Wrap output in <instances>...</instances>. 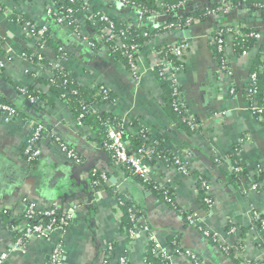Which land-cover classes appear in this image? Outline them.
<instances>
[{
    "label": "crops",
    "instance_id": "1",
    "mask_svg": "<svg viewBox=\"0 0 264 264\" xmlns=\"http://www.w3.org/2000/svg\"><path fill=\"white\" fill-rule=\"evenodd\" d=\"M82 1L86 7L72 18L78 24L76 30L68 20L51 21L47 9L56 5L54 0H0V95L32 117L19 116L14 124L0 120V256L9 254L5 264H47L59 245L63 248V264H119L123 256L129 264H147L149 236L140 234L133 241L127 237L116 209L117 199L139 207L142 224L150 228L172 264H193L188 252L197 254L205 264L261 260L263 233L257 227L256 216L264 218V124L253 116L245 96L259 48L239 55L234 38L227 35L231 76L222 68L213 42L225 26L240 28L248 24L257 26L264 40L261 13L255 18L247 17L244 10L207 16L189 28L190 38L180 39L179 31L160 34L142 47L134 74L104 46L100 49L95 45L93 49L83 40L101 42L97 27L100 22L93 20L97 12L121 23L132 21L134 26L141 25L138 16L114 0ZM166 1L159 0V6ZM219 3L195 0L189 14L206 12ZM11 14L25 16L38 26L53 24L52 38L64 47L66 59L61 60L58 49L46 48L42 54L49 68L29 60L28 53L34 56L38 52L36 43L19 18L16 21ZM168 20L161 13L145 22L155 30ZM179 41L189 44L184 69L178 73L179 86L189 114L201 125L191 133L175 124L176 117L168 105V88L153 72L157 54L162 57L160 49ZM57 67L69 72L83 87L103 85L113 92L115 103L100 102L93 111L117 118L130 148L139 139L148 145L160 139L162 148L181 160L185 172L161 158L144 163L154 186L167 190L171 202L115 164L103 148L100 128L92 121L82 124L66 102L56 100L41 80L48 81ZM21 87L44 90L50 103L42 101L40 108L27 106L18 93ZM234 87L237 92L233 94ZM31 120L46 127V140L41 156L28 163L24 151L31 137ZM143 133L149 135L143 138ZM58 139L75 148L83 163L69 161L56 144ZM234 152L244 173L237 178L232 167ZM88 163L93 169L80 170ZM103 175L107 181L98 185ZM200 177L210 185L209 194L215 202L212 210L203 203L207 193ZM114 180L130 188L122 192ZM253 184L259 185V191L251 190ZM27 202L40 209L61 210L71 217V226L48 239H28L22 249L14 250L19 233L28 226ZM190 214H196L200 226L219 237L218 245L187 222L185 218ZM233 228L235 233H231ZM240 230L246 232L245 236ZM222 246L231 247L235 257L223 252ZM110 256L113 259L109 260Z\"/></svg>",
    "mask_w": 264,
    "mask_h": 264
},
{
    "label": "built area",
    "instance_id": "2",
    "mask_svg": "<svg viewBox=\"0 0 264 264\" xmlns=\"http://www.w3.org/2000/svg\"><path fill=\"white\" fill-rule=\"evenodd\" d=\"M60 1L66 3L67 0H60ZM73 1L74 0H70V2H73ZM114 1H117L120 4L129 7L128 2L126 0H114ZM194 1L195 0H186L185 2L181 3L179 6H175L173 8V12H175V16L179 19L180 17L184 16L182 14L183 12L180 11L179 8L181 7L185 8L187 3L194 2ZM133 5H132L133 13H135V15L138 16L139 22L143 23V21L145 20L143 16L144 15L143 10L138 5L136 6H133ZM163 5L162 7L165 8V10L162 9L160 13H157L155 15H158L161 13H164L167 15L166 13L167 6H163ZM234 11H237V7L234 5V3L231 0H220L219 6L217 8L214 7L205 12L206 13L205 17L214 16L216 14H219L220 12L226 15V14L233 13ZM47 13L50 17L54 16L55 18H57L56 20L58 23H62L65 20H68L70 24L72 23V18L75 15L74 10L68 9L65 14V12L62 9L61 11H59L55 5L48 7ZM21 17L22 16H20L19 18L20 20L19 22H21V24L24 27V30L36 43L35 45H36V49L38 52L36 51L37 53H35V55L37 56L38 63H40L45 60V57L42 54V51L47 48L46 47V43H47L46 36L48 33V27L47 26L37 27V25H34L31 22L24 21V19ZM179 19L175 23H172L169 25L170 30L182 32L202 22V18L200 17H188L185 20H179ZM93 20L106 25L104 29L101 30V37L105 39L107 42L115 43L116 45L114 46L122 50L125 53V56L127 60L129 61L130 68L132 69L134 74H136L137 67H138L137 61L142 52V46L140 45L127 46L124 43L125 33L122 32L120 34L116 32L115 24L110 22L109 16H106L101 13L100 19H96L95 16H93ZM239 29H240L239 27L225 26L224 28L220 29L219 32L213 37V42L215 46L217 47L218 54L221 55L220 64L222 68L228 71L229 75L231 76L233 74L229 69L228 53L226 50L225 37L227 35H231L235 40L236 36L241 35L240 34L241 31ZM255 37L262 40L261 34H257L255 35ZM83 41L84 43L89 45L91 48L93 49L95 48V44L91 42V40H88L85 38ZM167 47H170V53L174 57H176L177 60H180L181 64H183V58L185 57V55L187 54L189 50V44L187 42L179 41L171 45H168ZM58 52L60 53L61 60L66 59V52L64 51V47L59 46ZM39 65L43 67V65L41 64ZM180 65H177L172 60L170 59L168 60L166 59V57L163 58L159 56V54H157L156 63H155V66H153L154 67L153 72L156 71L157 67H162L161 76H168V79L175 86L174 95L177 99V102L175 104V109L183 110L184 113H186L187 115L189 125L191 126L192 129L197 131L199 130L201 125L195 117L189 114L186 106L184 105L183 94L179 86L178 73L183 71L184 69V65H181V66ZM57 69H63V68L57 67L55 71ZM256 80H257V75L253 74L252 75L253 86H256ZM101 89L104 91V93H107L106 92V90H108L107 87L104 86ZM20 90L23 93L25 92L24 87H21ZM234 93H235V89L233 88V94ZM249 94L250 96H255L256 87H254L253 89H250ZM32 101H36V99L33 98ZM252 111H254V113H257L259 117L262 119L264 117V100H263V105L253 107ZM19 113L20 111L18 108L12 105L2 103L0 100V120H3L9 124H14L19 120ZM30 126H31V134H30L31 137L29 138L27 148L25 151V154L27 156L26 160L28 163L34 162L36 159H38L41 156L42 146L46 140V127L42 123L31 120ZM106 126L108 128V137H107L108 140L105 143H103V148L109 154L111 160L118 166H122L126 169L131 170L134 174L138 175L145 181L151 180L148 175V171L144 166V163L145 161L151 158H160L159 156H157V153H156L157 143L152 142L150 145L146 144V147L141 148L139 151H134L132 150V148H130L125 143L124 134L122 130L115 128L114 125L111 123L106 124ZM143 138H146V137H143ZM56 144L58 145L60 151L66 154L67 159L69 161L75 162L77 164L83 163L81 160V156L79 155V153L77 152L75 148H73L72 146H70L69 144L65 142H62L59 139L56 140ZM174 164L179 166L181 171L185 172V168L183 167L182 162L178 157H175ZM235 171L238 173V172H241L242 169L240 167H237ZM199 179L201 180L202 189L207 193L203 201L205 205L207 206L208 210H212L215 206V202L209 194L210 185L205 181L204 178L200 177ZM106 181H107V177L103 175L100 177L97 183L98 185H102V183ZM251 190L259 191V185L253 184L251 186ZM123 204H126L124 200H120V199L116 200V209L118 210L117 212L120 213V216H119L120 224H121V217H122V211L120 207ZM27 205H28V208L26 211L27 222L28 220L29 221L33 220L35 221V223L29 225V222H28V226L24 230L23 237L17 240L13 248L14 250L22 249L24 246V240H28L31 238L48 239L55 232L65 233L72 224L71 217L59 212V209H56V208L40 209L35 204L28 203V202H27ZM131 218H132V221H134V228L125 229L127 237L131 241H133L140 234H144V233L147 234L150 240L148 243V247L150 245L153 246V253L155 254V256L161 257L164 260H166V264H172L171 257L168 255L167 252H165V250L161 248L160 244L158 243V241L155 239V237L151 233L150 228L147 225L142 224L141 219L137 220L135 214H132ZM259 218H260V215L257 214L256 219H259ZM187 220L190 225L199 229L206 238L211 236L213 237V241L215 243L217 244L220 243V239L216 234L200 226V220L196 214L188 215ZM262 230H264V221H262L261 232ZM235 232H236L235 228L231 229V233H235ZM261 247L264 249V235H263V241L261 243ZM223 251L225 253H230L233 250L231 247L223 246ZM235 252L236 254H240L238 250H235ZM187 255L190 257L193 264H205L204 262L200 260V258L195 253L188 252ZM8 257H9V254L7 253L1 255L0 264H5L8 260ZM63 262H64L63 261V248L62 246L59 245L53 250V253L50 257V264H63ZM119 264H129L127 256L121 257L119 259ZM242 264H264V255L261 260H258L256 262H251V263L245 262Z\"/></svg>",
    "mask_w": 264,
    "mask_h": 264
},
{
    "label": "trees",
    "instance_id": "3",
    "mask_svg": "<svg viewBox=\"0 0 264 264\" xmlns=\"http://www.w3.org/2000/svg\"><path fill=\"white\" fill-rule=\"evenodd\" d=\"M126 1L128 2V5L132 11H133V8H132L133 4H134L133 6L138 5L143 10V14H144L143 16L145 18L143 23H141L140 26H134V23L132 21H129L126 23H121L120 21H118L117 19H114L112 17H110V22L115 24L116 32H118L120 34L122 32L125 33L124 43L127 46L140 45L143 47L145 43L155 39L156 36L163 34V33L173 31V30H170L169 25L172 23H175L179 19L175 16V12H173V8L175 6H179L181 3L185 2L186 0H170V1L168 0V1H166L163 6H167L166 13L168 15L169 20L167 21V23L165 25L160 26V27L156 28L155 30H151L145 21H146V19L150 18L151 16H154L155 14L160 13L162 11V9L165 10V8L159 6L158 0H126ZM231 1L237 7V12H242L244 10L247 12V17L255 18L258 13H261V15H262L261 25L264 28V0H231ZM54 2L56 4L55 6H57V9L59 11H61V9H62L65 12V14H66V11L68 9L74 10L75 13H80L83 11V8L86 7L83 4L82 0H74L73 2H70V0H67L66 3L62 2L60 0H54ZM193 6H194V2H189V3H187V5L185 7L186 9L184 7L179 8L180 11L185 12V15L180 17L179 20H185L188 17H200V18H202V20H205V15H206L205 11L192 12L191 14H193V15L189 14V9H193ZM218 6H219V4L216 5L215 7L217 8ZM11 16H15L16 17L15 20L19 21L18 18H20V16L18 17V15H14V14L13 15L11 14ZM94 16L96 19H100L101 13L97 12L94 14ZM21 18H23L24 21H26V22H31L32 24L37 25V24L33 23L31 20H29L28 18H26L25 16H22ZM50 19L52 22L57 21L56 20L57 18H55L54 16H51ZM137 19L139 20V18H137ZM71 25H72V28H75L77 30L78 24L72 22ZM105 26L106 25L103 23H100V26H97L99 29L98 32L100 35L101 42L96 41L95 42L96 47L101 49L104 46L106 48V50L109 51L112 56H115V58H119L120 60H123L124 63L126 64V66H128L130 68L129 61L126 58L125 53L122 50L116 48L114 46V45H116L115 43L107 42L105 39H103L101 37V30L104 29ZM37 27H38V25H37ZM52 27H53V24H49L48 33L46 36V40H47L46 47L57 51L60 44L52 38V31H53ZM239 30L241 31L240 32L241 35L236 36V38L234 40V47L237 50V53L239 55L246 53V52H250L254 48H259L257 61H256L255 65H254V67L250 73L249 86L247 87V89L245 91V96L247 98V101L249 103V109H250L251 113L253 114V116L261 124H264V117L261 119L257 113H254V111H252L253 107L263 105V100H264V40H261V39H258L255 37V35L261 34V32L257 28V26L248 24L247 26L240 27ZM215 48H216L217 57L220 60L221 55L218 54L216 46H215ZM160 50L162 52L163 58L166 57V59L172 60L177 65L181 64V61L177 60V58L174 57L170 53V47L166 46ZM26 57L29 58L30 60L38 63L36 55L32 56V55H30V53H28ZM38 64L43 65V67H45V68H49V66H50L49 62L46 60V58L44 61H42ZM181 65H184V64H181ZM130 70H132V69L130 68ZM161 70H162V67H157V69L154 73L157 76L158 80L160 82H162L166 88H168L167 89L168 90V105H169L172 113L176 117L175 124L179 128H183L187 132H190V133L195 132L196 130L192 129L188 123V118H187L186 113H184V111L181 109L180 110L175 109V104L177 102V99L174 95L175 86L168 79V76H161ZM253 74L257 75L256 86H253V81H252V75ZM41 82L56 97L57 101L61 100V101H64L68 104V106L71 108V110L73 112H75V114L80 118V121L82 124L90 123L92 121L94 123V125H97V128H100V131L102 133L103 143H105L108 140V138H107L108 137V128H107L106 124L111 123L114 125L115 128L122 130L121 123L114 116L109 115V114H98V113L93 111V107L100 102L106 103V104L115 103V100H116L115 96L113 95V92L110 89L106 90L107 93H104V91L101 89L102 87H104L103 85L95 87V88L83 87V86L77 84L76 81L74 80V78L65 69H57L56 71H54L53 76L48 81L41 80ZM254 87H256V94H255V96H250L249 90L253 89ZM234 89H235V92H237V88L234 87ZM18 93L27 102H29L32 105V108H40L39 105L42 101H44V102L48 101V103H50L49 95L44 90H41V89H36L34 87H30V88H25L24 93L21 92V90H18ZM105 97H107V98H105ZM33 98L36 99V101H32ZM0 100L2 103L16 107L12 102L7 101L2 95H0ZM52 104H53V102H52ZM19 111H20V113H19L20 117H23V118H25L27 116L31 117L26 112H24L20 109H19ZM143 135L145 137H147L149 134L143 133ZM124 139H125V136H124ZM156 143H157L156 144L157 156H159L161 159H163V161L168 165H170L171 163H174L175 156H173L169 151L162 148V146H163L162 140L157 139ZM144 147H146V144L143 143L139 139L138 142L136 143V145L131 147V148L134 151H139L141 148H144ZM234 153L232 154L233 155V157H232L233 166L232 167H233V172L235 173V176L237 178V176H239V177L243 176L244 173H243V169H242V164L240 163V161L237 158V154H236L237 152L235 154ZM24 157L25 158L27 157L25 154V151H24ZM36 160L34 162H36ZM237 167H240L242 169V171L237 173L235 171V169ZM127 170L129 171V173L134 178H136L139 182H141V184H143L145 187H149L151 190L154 189L155 191L161 193L162 195H165L166 200L168 202H171L170 194L167 190H161L157 186H154V183L151 180L145 181L144 179H142L138 175L134 174L131 170H129V169H127ZM201 192L204 196L203 190H201ZM203 203H204V201H203ZM120 209L122 211L121 227L123 228V230L125 231V229L134 228V221H132L131 215L135 214L137 220L141 219L139 207H135L134 205L126 203V204L121 205ZM131 211H133V212H131ZM59 212L62 213V211H60V210H59ZM25 218H26V216H25ZM185 219L187 220V216ZM26 220H27V218H26ZM262 221H264V218L262 216H260L259 219H256V222H257L256 224H257V227L259 229L262 228ZM28 222H29V225L35 223V221H33V220H30V221L28 220ZM187 222H188V220H187ZM232 227L233 226L231 225V228ZM24 230L19 233V235L17 237L18 239L23 237ZM240 231H241L242 236H245L246 232L244 230H240ZM262 233L264 235V230H262ZM207 239L211 243L217 244L213 241V237L210 236V237H207ZM25 241L26 240H24V242ZM238 248H239V250L243 249L242 247H238ZM221 249L223 250V246L221 247ZM227 254L232 256V257H235L234 251L227 253ZM108 259L109 260L113 259V257L110 256ZM146 261H147V264H166V260H164L161 257L155 256V254L153 253V246L152 245H150L148 247V256H147ZM47 264H50V260Z\"/></svg>",
    "mask_w": 264,
    "mask_h": 264
},
{
    "label": "water",
    "instance_id": "4",
    "mask_svg": "<svg viewBox=\"0 0 264 264\" xmlns=\"http://www.w3.org/2000/svg\"><path fill=\"white\" fill-rule=\"evenodd\" d=\"M190 36H191V33H190V30H189V29H186V30H184V31H182V32H180V33H178V37H179L180 39H183V38H190ZM26 104H27V106H30V103H29V102H27ZM104 152H105V151H104ZM91 169H93V164H91V163H88V164H86V165H84V166H82V167L80 168V170H82V171H89V170H91ZM113 182H114V184H115L116 186H118V187L120 188V190H121L122 192H123V191H126V189H129V188H130V186H128L127 184H124L122 181L114 180Z\"/></svg>",
    "mask_w": 264,
    "mask_h": 264
}]
</instances>
